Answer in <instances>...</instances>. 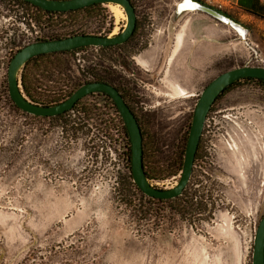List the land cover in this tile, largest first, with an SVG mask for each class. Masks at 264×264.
<instances>
[{"label": "rangeland", "instance_id": "374dc122", "mask_svg": "<svg viewBox=\"0 0 264 264\" xmlns=\"http://www.w3.org/2000/svg\"><path fill=\"white\" fill-rule=\"evenodd\" d=\"M183 1L131 0L140 26L136 42L150 52L140 65L125 58L114 64L155 176L181 157L206 86L225 71L264 66V20L200 0L229 15L242 35L202 12L179 13ZM100 13L87 22L64 23L71 18L63 17V24L48 26L33 10L0 0V264H253L264 216L263 87L241 83L215 108L224 110L216 115L220 130L212 144L205 138L207 158L196 163L187 187L199 205L188 210L142 201L152 216L132 209L142 202L128 186L129 142L105 98L88 97L79 107L88 115L74 111L61 120L26 115L11 100L8 68L18 51L45 37L112 36L125 29L124 11L117 18L102 5ZM101 56L95 48L75 53L68 69L80 79L90 66L111 70ZM177 172L152 184L172 188Z\"/></svg>", "mask_w": 264, "mask_h": 264}, {"label": "water", "instance_id": "95a60500", "mask_svg": "<svg viewBox=\"0 0 264 264\" xmlns=\"http://www.w3.org/2000/svg\"><path fill=\"white\" fill-rule=\"evenodd\" d=\"M44 11L70 12L85 9L94 5H119L125 12L127 23L118 36L101 37L93 35H74L63 39L42 40L33 42L12 58L8 68L9 95L15 106L22 112L40 118H53L71 111L82 99L102 94L108 96L115 104L127 129L131 144V172L137 188L147 197L157 200H172L182 196L190 183L193 174L196 154L204 131L208 114L216 100L233 84L254 79L264 82V67L246 65L221 73L201 93L193 113L189 138L184 156V165L177 184L172 188L155 187L149 180L144 167V139L140 124L125 102L120 92L110 84L91 82L78 88L67 100L54 106H40L26 98L22 91L20 74L25 65L32 59L50 54L76 51L87 47L107 48L125 44L134 34L137 25V14L130 0H23ZM194 9L213 19L230 25L237 30L244 28L220 12L206 7L198 1H192ZM253 264H264V216L261 219L254 239Z\"/></svg>", "mask_w": 264, "mask_h": 264}, {"label": "trees", "instance_id": "16d2710c", "mask_svg": "<svg viewBox=\"0 0 264 264\" xmlns=\"http://www.w3.org/2000/svg\"><path fill=\"white\" fill-rule=\"evenodd\" d=\"M13 1L15 3L21 5V7L27 8L28 10H33L34 12L39 14L41 16V18L38 21L41 24L45 23V25H48V26L52 25L53 23L60 24V25L63 24V22H64L62 20L63 17H70L71 18V19L65 20L64 23H69V22L70 23H73V22H76V23L80 22L81 23L82 21L87 22V21H90L92 19L99 18L102 15L100 13V8L102 5H100V4L94 5V6L85 8V9L77 10V11L50 12V11H44L38 7H35L31 4L23 1V0H13ZM195 1H198L201 4H203L200 0H195ZM217 11L221 13V11H219V10H217ZM222 14L231 19V17L229 15H227L226 13L222 12ZM260 19H264V18H260ZM137 25H138V22H137ZM80 34L99 36V34H94V33H85V32L74 33V32H72L70 34L45 37V38H42L38 41L63 39V38H67V37L74 36V35H80ZM132 40L133 39L129 40V42H127V44H125L123 46H119V47L128 46ZM91 48H94V47H87V48H83V49L76 50V51H69V52H63V53H58V54L42 55V56L36 57V58L32 59L31 61H29L25 65V67L23 68V70L20 74L22 91H23L24 95L26 96V98L34 104L49 107V106L58 105V104L64 102L78 88H80L84 84L91 83V82H104V83L112 85V82H111L112 76H111V72H110L111 70L110 69L104 68L103 70H99L98 65L90 66L89 68H86V69L84 68L83 71H81L82 72V74H81L82 78L81 79L76 78L74 76V73L70 69H68V64H69L68 60H69L70 56H72L73 54L78 53V52H83V51L89 50ZM113 48H116V47L112 46V47L104 48V50L109 52ZM95 49H98V48H95ZM60 58H62V60H60ZM79 72H80V70H79ZM245 82H252V83H255L256 85L264 88V82H262V81L254 80V79H245V80H242V81H239V82L233 84L222 95H226V93L230 89H232L233 87H235L241 83H245ZM52 88L55 90H51ZM118 91L124 97L125 102L130 107V109L134 112V114H136V111L132 107L127 96L124 95L120 89H118ZM88 97H103V98H105L111 104L113 110L116 112V114H118L121 121L123 122L115 104L113 103V101L108 96L102 95V94H94V95H90ZM88 97H86V98H88ZM86 98H84V99H86ZM84 99L79 101L71 111L66 112L65 114L57 116V117L45 118V119L61 120L65 116L69 115L71 112H74V111L78 112L79 114H83L84 116L88 115L90 112L88 113L87 111L79 109V107H80V105ZM24 114H26V113H24ZM26 115H29V114H26ZM29 116H31V115H29ZM135 116L138 119V122L140 124L139 118L137 117V115H135ZM32 117H35V116H32ZM35 118H40V117H35ZM123 124H124V122H123ZM123 126H124L125 136L129 142V155H128V162H129V182L128 183L129 184H128V186L130 188V191L133 193V195L139 197L141 202L144 200L149 201V202H147V204L150 202H155V203H160V204L170 203V204H174L177 207H183V208L188 209V210H191L192 208H194L195 205H199L195 202V200L197 199V196L193 192H188V188L185 189L182 196L175 198V199H172V200H157L154 198H149V197L145 196L137 188L136 184L133 181V176H132V172H131V144H130L129 136L127 133V129H126L125 125H123ZM140 127H141V125H140ZM141 129H142V127H141ZM189 131H190V129H189ZM142 134H143V138H144L143 129H142ZM188 138H189V133H188L187 140L184 143L183 153H182L181 157L180 156L178 157L179 159L176 160L177 161L176 164H172V165L170 164V166H168L166 169V170H168V173L165 175H162V176L161 175L155 176L153 171H151V169H149L146 166L145 144H144V167H145L146 174H147L151 183L161 182V181H164L168 178H171L178 173L177 171H180V173L182 172ZM155 187H157V186H155ZM126 205L129 207L131 206V204H126ZM145 205H144V202H142V204L139 206H136V205L132 206V209L135 210L137 215H144V214L146 215L147 214L149 216H152L148 213L150 211L146 210L147 207Z\"/></svg>", "mask_w": 264, "mask_h": 264}, {"label": "flooded vegetation", "instance_id": "af4514ba", "mask_svg": "<svg viewBox=\"0 0 264 264\" xmlns=\"http://www.w3.org/2000/svg\"><path fill=\"white\" fill-rule=\"evenodd\" d=\"M139 30H140V26L138 24V25H136V29L134 31V34L129 39V40H131V39H133V40L126 47H119V46H123V45L127 44V42H129V40L123 45L113 46V47H116V48H113L109 52L104 50V48H102V47L98 48L100 50L101 54H102L101 57H104V58L108 57V60H110L111 63L113 64L112 68H111V76H112L111 82H112V86L115 87L117 90L120 89L123 92V94L127 96L128 99H129L128 92L125 89H123V87H127V86L125 84L121 83L122 82V78L119 77L120 74H118V72L114 71L115 69H117L116 65H114V64L122 62V60L125 58V59H128V60H133V61H135L137 63V65H140L139 58L141 60H144L145 55L148 52H150V50L147 48L148 46H145V45H142L139 42H136V37L138 35ZM110 35H111V33L103 34V35H99V36H101V37H109ZM118 35H112V36H118ZM176 39H177V37H176ZM150 47L151 46H149V48ZM104 53H105V55H104ZM146 71L148 72V70H146ZM224 96L225 95H221L216 100V102L214 103V105L212 106V108H211V110H210V112L208 114V117L209 116L210 117L209 118L207 117V121L209 119H212V121H214V124H213V126H212V124H209V125L205 124L204 131H203V134H202V137H201V140H200V144H199V147H198V151H197V154H196L194 167H195L196 163H199V161H202V159L204 160L205 158H207L206 155H205V152H204V144H205L204 140H205V138H209V140H210L209 142H211V144H212V142L214 141V138L217 137V131L220 130V127L217 126V125H219V122L216 121V119L220 118L221 116H216V115H218V113L223 112L224 110L216 112L215 108L218 107L219 102L223 99ZM131 105H132V103H131ZM254 112H257V111L254 110L253 113ZM251 113H252V111H251ZM222 117L224 118V115ZM206 128H208L209 130H207ZM207 134H208V136H207ZM213 146H216V145L213 144ZM207 150H209V149H207ZM209 161L211 162V164H214L213 160H209Z\"/></svg>", "mask_w": 264, "mask_h": 264}, {"label": "crops", "instance_id": "0c3cea01", "mask_svg": "<svg viewBox=\"0 0 264 264\" xmlns=\"http://www.w3.org/2000/svg\"><path fill=\"white\" fill-rule=\"evenodd\" d=\"M215 2L221 4L222 6L231 7L246 17H252L256 19L264 18V0H215ZM180 37V42H177L178 36L176 42L181 44L182 36ZM180 90L183 91L185 95H187L184 90L179 89V92ZM181 94L182 93H180V95Z\"/></svg>", "mask_w": 264, "mask_h": 264}, {"label": "bare ground", "instance_id": "6f19581e", "mask_svg": "<svg viewBox=\"0 0 264 264\" xmlns=\"http://www.w3.org/2000/svg\"><path fill=\"white\" fill-rule=\"evenodd\" d=\"M110 9H111V12L118 18L122 15L123 11H122V8L119 6V5H114V4H110L109 5ZM190 12V11H197V9H194V6L193 4L191 3L190 0H184L183 3H181L179 5V13H182V12ZM124 14V13H123ZM123 16V15H122ZM127 19V18H126ZM238 33L242 34V35H245L244 31L243 30H237ZM114 35V34H113ZM179 39V42H180V39L181 37L178 38ZM179 93H182V97L183 98H186L188 97L187 95H185V93L183 91L180 90Z\"/></svg>", "mask_w": 264, "mask_h": 264}, {"label": "built area", "instance_id": "2783aa9c", "mask_svg": "<svg viewBox=\"0 0 264 264\" xmlns=\"http://www.w3.org/2000/svg\"><path fill=\"white\" fill-rule=\"evenodd\" d=\"M204 2L206 1V3H208V4H217L218 5V7L219 8H221L222 7V5L221 4H218L217 2H215V0H203ZM257 59H259L260 57L259 56H257L256 57ZM261 60V59H260ZM264 65V64H263ZM264 67V66H263Z\"/></svg>", "mask_w": 264, "mask_h": 264}]
</instances>
